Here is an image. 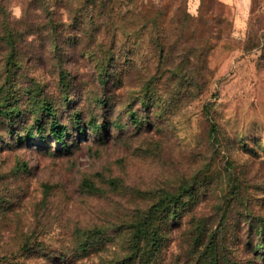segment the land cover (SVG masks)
Returning <instances> with one entry per match:
<instances>
[{
  "label": "rangeland",
  "instance_id": "obj_1",
  "mask_svg": "<svg viewBox=\"0 0 264 264\" xmlns=\"http://www.w3.org/2000/svg\"><path fill=\"white\" fill-rule=\"evenodd\" d=\"M201 4L0 0V264H264V0Z\"/></svg>",
  "mask_w": 264,
  "mask_h": 264
},
{
  "label": "trees",
  "instance_id": "obj_2",
  "mask_svg": "<svg viewBox=\"0 0 264 264\" xmlns=\"http://www.w3.org/2000/svg\"><path fill=\"white\" fill-rule=\"evenodd\" d=\"M205 2H206V0H202V4H201L202 7H204V3ZM66 132H67V127L66 126L55 125L56 138L59 141H63L64 144H67V142L65 140Z\"/></svg>",
  "mask_w": 264,
  "mask_h": 264
},
{
  "label": "clouds",
  "instance_id": "obj_3",
  "mask_svg": "<svg viewBox=\"0 0 264 264\" xmlns=\"http://www.w3.org/2000/svg\"><path fill=\"white\" fill-rule=\"evenodd\" d=\"M13 14L15 15V16H17V17H19L20 16V9L19 8H15L14 10H13Z\"/></svg>",
  "mask_w": 264,
  "mask_h": 264
}]
</instances>
